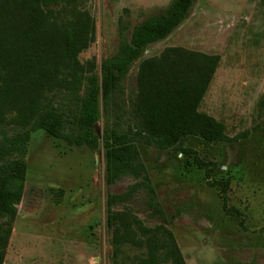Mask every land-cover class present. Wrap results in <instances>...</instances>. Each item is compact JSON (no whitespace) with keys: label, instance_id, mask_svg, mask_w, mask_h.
I'll return each mask as SVG.
<instances>
[{"label":"rangeland","instance_id":"obj_1","mask_svg":"<svg viewBox=\"0 0 264 264\" xmlns=\"http://www.w3.org/2000/svg\"><path fill=\"white\" fill-rule=\"evenodd\" d=\"M170 2L57 0L37 6L58 26L72 24L79 13L88 16L93 40L77 56L79 74L89 75L86 63L92 62L91 74L100 80L101 64L116 53L120 38H128L133 26L162 12ZM169 47L219 57L198 111L221 122L228 137L248 135L211 147L194 139L183 144L203 162L215 165L208 181L228 183L226 203L240 213L242 226L222 210L219 187L206 185L192 155L134 144L165 227L185 264H264V116L257 108L264 94V0H194L182 23L133 61L108 103L100 98L94 125L100 138L116 125L133 130L137 65ZM13 121V114H0V130L11 128ZM255 126L261 131H254ZM101 143L102 139L97 149L89 150L41 130L30 134L23 191L1 264H110L106 199L134 181L124 177L105 184ZM144 202L139 189L114 209L124 208L152 228L161 222L148 216ZM121 253L129 258L136 254L126 248Z\"/></svg>","mask_w":264,"mask_h":264},{"label":"trees","instance_id":"obj_2","mask_svg":"<svg viewBox=\"0 0 264 264\" xmlns=\"http://www.w3.org/2000/svg\"><path fill=\"white\" fill-rule=\"evenodd\" d=\"M54 1L57 0H0V114L14 115L13 126L0 130V264L23 191V159L29 136L39 130L67 145L89 150L97 149L102 139L105 184L111 186L124 177L134 181L124 192L106 199L110 264H185L173 235L165 227L134 144L192 155L195 167L203 171L206 185L219 187L222 210L242 226L240 213L226 203L228 183L208 181L215 165L183 148L188 139L211 147L248 135L243 132L228 137L221 122L198 111L219 57L169 47L155 57L141 60L135 78L133 130L123 131L116 125L100 138L94 125L99 119L100 98L108 103L133 61L148 45L165 39L176 29L194 0H171L162 12L133 26L128 38H120L116 53L102 62L100 80L91 74L92 62L86 63L89 75L82 76L77 60L93 40L91 20L79 13L72 24L58 26L37 6ZM257 108L264 116V94ZM253 130L261 131L259 126ZM139 189L145 194L148 216L161 222L152 228L142 225L126 209H114ZM124 248L136 254L122 257Z\"/></svg>","mask_w":264,"mask_h":264}]
</instances>
